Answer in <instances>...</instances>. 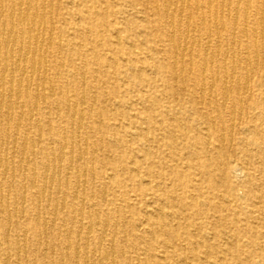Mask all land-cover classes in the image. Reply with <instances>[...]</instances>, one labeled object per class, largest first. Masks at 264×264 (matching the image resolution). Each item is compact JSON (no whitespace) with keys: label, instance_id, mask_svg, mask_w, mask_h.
Returning <instances> with one entry per match:
<instances>
[{"label":"rangeland","instance_id":"1","mask_svg":"<svg viewBox=\"0 0 264 264\" xmlns=\"http://www.w3.org/2000/svg\"><path fill=\"white\" fill-rule=\"evenodd\" d=\"M27 1H0L29 52L0 38V264H264L262 0Z\"/></svg>","mask_w":264,"mask_h":264},{"label":"bare ground","instance_id":"2","mask_svg":"<svg viewBox=\"0 0 264 264\" xmlns=\"http://www.w3.org/2000/svg\"><path fill=\"white\" fill-rule=\"evenodd\" d=\"M1 1V0H0ZM29 1H31V0H28L27 2H29ZM187 1V0H186ZM208 1V0H207ZM206 1V3H208ZM213 1V0H212ZM222 1V0H221ZM230 1V0H229ZM32 2V1H31ZM243 3H244V1H242ZM262 2V5H261V7H259V15H260V19H259V22H260V24H263V22H264V0H262L261 1ZM173 3H176V4H180L181 6L183 5V4H185V2H184V0H175ZM196 3V2H195ZM227 3H228V0H227ZM250 3V2H249ZM25 4H28V3H25ZM43 4V3H42ZM41 4V5H42ZM247 4V3H246ZM1 5V4H0ZM23 5V4H22ZM21 5V6H22ZM207 5V4H206ZM228 5H229V3H228ZM28 6H31V5H28ZM43 6V5H42ZM47 6H49V5H47ZM181 6H180V8H181ZM187 6V5H186ZM208 6V5H207ZM212 6V5H211ZM10 7V6H9ZM25 7H26V5H25ZM43 7H45V5L43 6ZM203 7V6H202ZM216 7V6H215ZM2 8V7H1ZM21 8V7H20ZM41 8V7H40ZM201 8V7H200ZM226 8H228V6H226ZM249 8V7H248ZM46 9V8H45ZM159 9V8H158ZM235 9V8H234ZM246 9V8H245ZM2 10V9H1ZM42 10V9H41ZM53 10V9H52ZM55 10V9H54ZM244 10V9H243ZM229 11V10H228ZM1 12V11H0ZM3 12V11H2ZM36 13V12H35ZM50 13V12H49ZM54 13V12H53ZM3 14V13H2ZM42 14H44V13H42ZM41 14V15H42ZM56 14V13H55ZM54 14V15H55ZM171 14V13H170ZM202 14V13H201ZM9 15V14H8ZM14 15V14H13ZM45 15V14H44ZM196 15V14H195ZM36 16V15H35ZM245 16V15H244ZM3 17V16H2ZM16 17H17V19H18V22L21 24V25H24L25 27H26V30H27V33L29 32H35L36 31V29H35V23H34V18H32L31 16H29L28 14H25V13H18L17 15H16ZM178 17V16H177ZM228 17V16H227ZM234 17H235V15H234ZM171 18V17H170ZM215 18V17H214ZM202 19V18H201ZM201 19H200V21H201ZM208 19H209V17H208ZM36 20V19H35ZM40 20V19H39ZM169 20V19H168ZM233 20H235V19H233ZM204 21V20H203ZM209 21V20H208ZM207 21V22H208ZM214 21V20H213ZM38 23H40V21L38 22ZM51 24V23H50ZM39 25V24H38ZM205 25V24H204ZM51 26V25H50ZM222 26V25H221ZM220 26V27H221ZM5 27V26H4ZM44 27V26H43ZM215 28V27H214ZM14 29V28H13ZM44 29V28H43ZM50 29V28H49ZM186 29V28H185ZM51 30V29H50ZM210 30V29H209ZM246 30V29H245ZM14 30H12V28H7V29H5V30H0V38L2 39V43H3V47L5 48L4 50H5V52L3 53V56H4V64L5 63H9L10 64V66H12V68L14 67L16 70L17 69H19V67H20V64L21 63H23V62H26L27 61V58H28V55H29V52L27 51V52H22V50L21 51H19V52H17L18 54H16V55H14V54H12L11 52H10V47L12 46V45H14L15 43L13 42V40H15L17 37H15V35H13V32ZM44 31V30H43ZM43 31H42V33H43ZM187 31V30H186ZM46 32V31H45ZM51 32V31H50ZM50 32H48V33H50ZM211 32V31H210ZM256 32V31H255ZM32 33V34H33ZM36 33L37 34H35L33 37V40L35 41V44H37L36 42H39V40H40V35H39V33L36 31ZM213 33V32H212ZM261 33V32H260ZM259 33V34H260ZM44 34V33H43ZM51 34V33H50ZM49 34V35H50ZM209 34V33H208ZM217 34H218V32H217ZM232 34V33H231ZM20 35V34H19ZM28 35V34H27ZM52 35V34H51ZM50 35V36H51ZM44 36V35H43ZM52 37V36H51ZM41 38H42V35H41ZM49 38V37H48ZM124 38V37H123ZM170 38V37H169ZM22 39V38H21ZM50 39V38H49ZM238 39V38H237ZM29 40V39H28ZM49 41V40H48ZM210 41V40H209ZM59 42V41H58ZM179 42V41H178ZM14 43V44H13ZM27 43V42H26ZM41 43V42H40ZM21 44V43H20ZM27 44H29V43H27ZM50 44V43H49ZM179 44V43H178ZM207 44V43H206ZM34 45V44H33ZM40 45V44H39ZM51 45V44H50ZM25 46V45H24ZM210 46V45H209ZM14 47V46H13ZM20 47H21V45H20ZM41 47V46H40ZM177 47H180L179 45L177 46ZM262 47V46H261ZM27 48V47H26ZM39 48V47H38ZM184 48L185 47H183V50H184ZM210 48V47H209ZM14 49V48H13ZM22 49V48H21ZM28 49H30V48H28ZM40 49V48H39ZM16 50H18V49H16ZM217 50V49H216ZM226 50V49H225ZM33 51H35V49L33 50ZM32 51V52H33ZM39 51V50H38ZM204 51V50H203ZM40 52H41V49H40ZM197 52V51H196ZM217 52V51H216ZM45 53V52H44ZM204 53V52H203ZM39 54V53H38ZM176 54V53H175ZM233 55V54H232ZM34 56V55H33ZM39 56V55H38ZM44 57V56H43ZM181 57V56H180ZM40 59V58H39ZM233 59V58H232ZM248 59V58H247ZM250 59V58H249ZM258 59V58H257ZM239 60V59H238ZM246 60V59H245ZM252 60V59H251ZM247 61V60H246ZM45 63V62H44ZM35 64V63H34ZM259 64V63H258ZM172 65V64H171ZM238 65V64H237ZM245 65V64H244ZM250 65V64H249ZM31 66V65H30ZM115 66V65H114ZM7 67V66H6ZM24 67V66H23ZM35 67V66H34ZM107 67V66H106ZM181 67V66H180ZM210 67V66H209ZM8 68V67H7ZM11 68V69H12ZM30 68V67H29ZM9 69V68H8ZM10 69V70H11ZM23 69V68H22ZM21 70V69H20ZM25 70V69H24ZM31 70V69H30ZM9 71V70H8ZM14 71V70H13ZM37 71V70H36ZM40 71V70H39ZM38 71V72H39ZM43 71V70H42ZM251 71V70H250ZM17 72V71H16ZM217 72V71H216ZM235 72V71H234ZM13 73V72H12ZM20 73V72H19ZM30 73V72H29ZM43 73V72H42ZM172 73V72H171ZM215 73V72H214ZM21 74V73H20ZM252 74V73H251ZM5 75H6V70H5V68L3 67V66H1L0 65V78H4L5 77ZM14 75V74H13ZM30 75H31V73H30ZM34 75V74H33ZM37 75V74H36ZM177 75V74H176ZM217 76V75H216ZM224 76V75H223ZM10 77V76H9ZM24 77V76H23ZM211 77V76H210ZM240 77V76H239ZM251 77V76H250ZM19 78V77H18ZM29 78V77H28ZM223 78V77H222ZM10 79H11V77H10ZM208 79H210V78H208ZM229 79H230V77H229ZM250 79H252V78H250ZM25 80H27V79H25ZM233 80V79H232ZM31 81H32V79H31ZM203 81H205V80H203ZM212 81V80H211ZM215 81H217V78L215 79ZM251 81V80H250ZM51 83V82H50ZM210 83V82H209ZM217 83V82H216ZM245 83V82H244ZM36 84V83H35ZM37 85V84H36ZM214 85V84H213ZM244 85V84H243ZM1 86V85H0ZM33 86H35V85H33ZM233 86V85H232ZM18 87V86H17ZM235 87V86H234ZM239 87V86H238ZM248 87V86H247ZM229 88V87H228ZM237 88V87H236ZM210 89V88H209ZM208 89V90H209ZM239 89V88H238ZM249 89V88H248ZM24 90H25V88H24ZM34 90V89H33ZM211 90V89H210ZM209 90V91H210ZM237 90V89H236ZM241 90H243V89H241ZM199 91V90H198ZM205 91V90H204ZM231 91V90H230ZM245 91V90H244ZM21 92V91H20ZM25 92V91H24ZM57 92V91H56ZM249 92V91H248ZM247 92V93H248ZM15 93H17V91L15 92ZM230 93V92H229ZM243 93V92H242ZM246 93V94H247ZM226 94H227V90L226 89H222V95H224V96H226ZM211 95V94H210ZM250 95V94H249ZM19 95L18 94H16V98L18 97ZM201 96V95H200ZM39 97V96H38ZM9 98V97H8ZM7 98V99H8ZM28 99V98H27ZM26 99V100H27ZM228 99V97L226 98V100ZM36 100V99H35ZM44 101V100H43ZM43 103V102H42ZM79 105H81V104H79ZM214 106V105H213ZM17 107V106H16ZM20 107V106H19ZM72 107H74V106H72ZM34 109L36 108V107H33ZM59 108V107H58ZM222 108V107H221ZM20 109H21V107H20ZM33 109V110H34ZM55 109V108H54ZM73 109V108H72ZM80 109V108H79ZM32 110V111H33ZM13 111V105H12V103L10 102V101H5V99H4V97H3V95L2 94H0V125H3L4 124V122H8L9 121V119H10V116H11V112ZM73 111V110H72ZM81 112V111H80ZM232 112V111H231ZM33 113V112H32ZM240 115V114H239ZM235 116V115H234ZM83 118V117H82ZM78 120V119H77ZM83 120V119H82ZM11 121V120H10ZM30 121V120H29ZM10 123V122H9ZM18 123V122H17ZM37 123V122H36ZM39 123V122H38ZM17 125H19V124H17ZM16 126V125H15ZM18 127V126H17ZM16 127V128H17ZM20 127V126H19ZM38 127V126H37ZM31 128V127H30ZM29 128V129H30ZM28 129V130H29ZM7 130V129H6ZM5 130V131H6ZM27 130V131H28ZM40 130V129H39ZM38 130V131H39ZM77 130V129H76ZM16 131H18V130H16ZM37 131V132H38ZM7 132H8V130H7ZM40 132V131H39ZM16 134V133H15ZM14 134V135H15ZM39 134V133H38ZM27 134H24L23 136L25 137ZM23 137V138H24ZM37 138H38V136H36ZM6 138H8V137H6ZM27 138V137H26ZM25 138V139H26ZM24 139V140H25ZM6 141V140H5ZM13 141H15V137H14V140L12 139V142ZM64 141V140H63ZM16 142V141H15ZM25 143H26V140L24 141ZM65 142V141H64ZM32 143V142H31ZM6 144H8V143H6ZM64 144V143H63ZM15 145V144H14ZM13 145V146H14ZM32 146H33V144H32ZM64 146V145H63ZM15 147V146H14ZM21 147V146H20ZM31 148H33V147H31ZM61 148V147H60ZM65 148H66V146H65ZM84 148H85V146H84ZM25 149V148H24ZM24 149H22V150H24ZM27 149V148H26ZM35 149V148H34ZM33 149V150H34ZM32 150V149H31ZM62 149H60V151H61ZM78 150V149H77ZM85 150V149H84ZM6 151V150H5ZM11 151H14V150H11ZM56 151V150H55ZM73 151V150H72ZM86 151V150H85ZM0 152H1V150H0ZM21 152V151H20ZM71 152V151H70ZM6 153V152H5ZM13 153V152H12ZM53 152H51V154H52ZM79 153V152H78ZM21 154V153H20ZM62 154H63V152H62ZM71 154V153H70ZM6 155V154H5ZM14 155V154H13ZM73 155V154H72ZM80 155V154H79ZM82 155V154H81ZM71 156V155H70ZM86 156V155H85ZM20 157H22V155L20 156ZM41 157H43V156H41ZM79 157V156H78ZM5 158V157H4ZM12 157L10 156V159H11ZM63 158H64V156H63ZM81 158V157H80ZM80 158H78L79 160H80ZM48 159V158H47ZM69 159H71V157L69 158ZM2 160V159H1ZM12 161L11 162H14L13 161V159H11ZM60 160V159H59ZM63 160V159H62ZM4 161H6V160H4ZM81 161V160H80ZM17 162V161H16ZM22 162V161H21ZM36 162H37V160H36ZM51 162H52V160H51ZM60 162H62V161H60ZM23 163V162H22ZM31 163V162H30ZM50 163V162H49ZM54 162H52V164H53ZM18 164H19V162H18ZM56 164V163H55ZM58 164H61V163H58ZM73 164V163H72ZM72 164H71V167H72ZM11 165V164H10ZM50 165V164H49ZM92 165V164H91ZM6 166V165H5ZM14 165H12V167H13ZM44 166V165H43ZM19 167H21V165L19 166ZM59 167V166H58ZM70 167V166H69ZM76 167V166H75ZM7 168V167H6ZM48 168V167H47ZM54 167H52V169H53ZM45 169V168H44ZM61 168L59 167V169H58V171L60 170ZM92 169V168H91ZM3 170H5V167H4V169ZM19 170H20V168H19ZM25 170H26V168H25ZM34 170V169H33ZM71 170V169H70ZM87 170V169H86ZM14 171V170H13ZM13 171H12V173H13ZM67 171H68V169H67ZM92 171H93V169H92ZM241 171V170H240ZM4 172V171H3ZM5 172H7V171H5ZM4 172V174H6ZM23 172H24V169H23ZM35 172V171H34ZM44 172H46L45 170H44ZM53 172H55L54 170L52 171V174H53ZM85 172V171H84ZM33 173V172H32ZM59 173V172H58ZM57 173V174H58ZM46 174V173H45ZM44 174V175H45ZM48 174V173H47ZM51 174V175H52ZM59 174H61V173H59ZM68 174V173H67ZM89 174V173H88ZM93 174H94V172H93ZM54 175V174H53ZM91 175V174H90ZM11 176V178H12V175H10ZM110 176V175H109ZM45 178H46V176H44ZM58 177V176H57ZM92 177V176H91ZM76 178H78V177H76ZM2 179H3V177H2ZM14 179V178H13ZM12 179V180H13ZM34 180H35V178H33ZM44 179V178H43ZM50 179H53V177L52 178H50ZM58 179V178H57ZM66 180V179H65ZM77 180V179H76ZM4 181V180H3ZM44 181H45V179H44ZM43 181V182H44ZM47 181V180H46ZM51 181V180H50ZM59 181V179L57 180V182ZM36 182V181H35ZM60 182V181H59ZM85 182H86V180H85ZM46 183V182H45ZM49 183V182H48ZM65 183H66V181H65ZM64 183V184H65ZM47 184V183H46ZM76 184V183H75ZM83 184H85V183H83ZM30 185V184H29ZM60 185V184H59ZM66 185H67V183H66ZM65 185V186H66ZM77 185V184H76ZM12 186V185H11ZM32 186V185H31ZM36 187V186H35ZM50 187V186H49ZM57 188L59 189V186H57ZM83 188V187H82ZM57 189V190H58ZM61 189V188H60ZM59 189V190H60ZM231 189V188H230ZM42 190V189H41ZM52 190V189H51ZM46 191V190H45ZM45 191H43L42 192V194L45 192ZM48 191H49V188H48ZM77 191H78V188H77ZM81 191H83V190H81ZM8 192V191H7ZM59 192V191H58ZM75 192H76V190H75ZM9 193V192H8ZM7 193V194H8ZM57 193V192H56ZM1 194V193H0ZM48 194H50L49 192H48ZM57 194H59V193H57ZM57 194H56V196H57ZM43 196V195H42ZM50 196V195H49ZM44 197V196H43ZM63 197V196H62ZM105 197V196H104ZM0 198H1V195H0ZM50 198V197H49ZM72 198H73V196H72ZM23 199H24V196H23ZM37 199V198H36ZM42 199H44V198H42ZM38 201H39V199H37ZM50 200V199H49ZM81 200H83V198L81 199ZM51 201V200H50ZM63 201L64 200H61V202L63 203ZM82 202V201H81ZM80 202V203H81ZM7 203V202H6ZM24 203V202H23ZM83 203V202H82ZM82 203H81V205H82ZM48 204V203H47ZM56 204V203H55ZM61 204V203H60ZM37 205H38V203H37ZM64 205V204H63ZM6 206H7V204H6ZM22 206V205H21ZM47 207V206H46ZM63 207V209H64V206H62ZM55 208H56V206H55ZM6 209H7V207H6ZM37 209H38V206H37ZM2 210V209H1ZM55 210V209H54ZM78 210H81V209H78ZM82 211V210H81ZM39 212V211H38ZM45 212V211H44ZM53 212H55V211H53ZM76 212V211H75ZM7 213H8V211H7ZM14 213V212H13ZM22 213H23V210H22ZM14 214H16V213H14ZM56 214V213H55ZM73 214V213H72ZM95 214V213H94ZM10 215V214H9ZM22 215V214H21ZM81 215V214H80ZM88 215V214H87ZM35 216V215H34ZM37 216H38V214H37ZM52 216H55V215H52ZM79 216V215H78ZM95 216H97L96 214H95ZM7 217H9V216H7ZM72 217H74V216H72ZM80 217V216H79ZM36 218V217H35ZM39 218V217H38ZM54 218V217H53ZM81 218V217H80ZM35 220V219H34ZM43 220H44V218H43ZM51 220V219H50ZM53 220V222H54V219H52ZM68 220V219H67ZM96 220H97V217H96ZM36 221V220H35ZM38 221V220H37ZM37 221H36V224H37ZM64 221V220H63ZM72 221H73V218H72ZM77 221H78V219H77ZM84 221V220H83ZM8 222V221H7ZM11 222V221H10ZM46 222V221H45ZM161 222V221H160ZM15 223H16V221H15ZM38 223H39V221H38ZM8 224H9V222H8ZM44 224V223H43ZM46 224V223H45ZM80 224V223H79ZM54 225V224H53ZM107 225V224H106ZM8 226H10V225H8ZM46 226V225H45ZM45 226H44V228H45ZM80 226V225H79ZM108 226V225H107ZM138 226V225H137ZM11 227V226H10ZM95 227H97V226H95ZM65 228V227H64ZM9 229V228H8ZM89 228H87V230H88ZM140 229V228H139ZM138 229V230H139ZM99 230V229H98ZM64 231V230H63ZM82 231V230H81ZM89 231V230H88ZM147 231V230H146ZM149 231V230H148ZM7 232V231H6ZM116 232V231H115ZM87 233V232H86ZM89 233V232H88ZM150 233V232H149ZM24 234V233H23ZM68 234H69V232H68ZM102 234H103V232H102ZM101 234V235H102ZM25 235V234H24ZM90 235V234H89ZM106 235V234H105ZM114 235V234H113ZM142 235V234H141ZM99 236V235H98ZM97 236V237H98ZM5 238L7 237V236H4ZM17 237V236H16ZM65 237H66V235H65ZM99 238V237H98ZM45 239V238H44ZM101 239V238H100ZM112 240V239H111ZM110 240V241H111ZM27 241H28V238H27ZM44 241V240H43ZM47 242V241H46ZM76 244V243H75ZM25 245V244H24ZM68 245V244H67ZM118 245V244H117ZM195 245V244H194ZM47 246V245H46ZM183 246V245H182ZM26 247V246H25ZM19 248V247H18ZM18 248H16L17 250H18ZM85 248V247H84ZM99 248V247H98ZM65 249V248H64ZM100 249V248H99ZM98 249V250H99ZM20 250V249H19ZM19 250H18V252H19ZM85 251V250H84ZM94 252H95V250H93ZM24 252H25V250H24ZM53 252V251H52ZM67 252H68V250H67ZM86 252V251H85ZM121 252V251H120ZM104 253H105V251H104ZM77 254H78V252H77ZM92 254V253H91ZM111 254H113V252L111 253ZM7 255V254H6ZM52 255V254H51ZM61 255V254H60ZM99 255V254H98ZM105 255V254H104ZM50 256V255H49ZM78 255H76V257H77ZM85 256H86V254H85ZM84 256V258L87 260V258ZM9 257V256H8ZM52 257H53V255H52ZM66 257H67V255H66ZM106 257V256H105ZM162 257V256H161ZM6 258H7V256H6ZM75 258V257H74ZM95 258V257H94ZM99 258V257H98ZM18 259H19V257H18ZM62 259V258H61ZM67 259V258H66ZM85 260V261H86ZM92 260V259H91ZM8 261V260H7ZM99 261V260H98ZM111 261V260H110ZM113 261V260H112ZM118 261V260H117ZM138 261H139V259H138ZM183 261H185V260H183ZM52 262V261H51ZM61 263H63V262H61ZM88 263V262H87ZM7 264V263H6ZM112 264H113V262H112Z\"/></svg>","mask_w":264,"mask_h":264}]
</instances>
